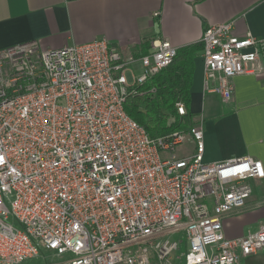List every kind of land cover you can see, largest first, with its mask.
<instances>
[{"label":"built area","instance_id":"obj_1","mask_svg":"<svg viewBox=\"0 0 264 264\" xmlns=\"http://www.w3.org/2000/svg\"><path fill=\"white\" fill-rule=\"evenodd\" d=\"M232 27L209 25L201 39L204 92L224 100L235 77L263 71L264 39L236 38ZM177 52L157 40L125 57L103 38L0 50V264L41 252L49 264H174L184 243L183 264H237L264 251V225L236 239L223 231L264 179L262 162L206 163L201 123L151 138L125 112ZM188 137L193 151L179 156Z\"/></svg>","mask_w":264,"mask_h":264},{"label":"crops","instance_id":"obj_2","mask_svg":"<svg viewBox=\"0 0 264 264\" xmlns=\"http://www.w3.org/2000/svg\"><path fill=\"white\" fill-rule=\"evenodd\" d=\"M230 21L234 37L264 39V0H0V50L25 43L61 49L103 38L125 57H140L157 40L178 50L201 44L207 26ZM201 54L193 61L189 113L192 125L202 124L204 161L251 157L264 166V58L262 73L235 77L232 97L224 100L204 92ZM184 145L192 153L189 137ZM252 187L246 207L223 220L228 239L264 225V179ZM43 256L49 264L50 255ZM39 257L24 264L43 263ZM237 264H264V251Z\"/></svg>","mask_w":264,"mask_h":264},{"label":"trees","instance_id":"obj_3","mask_svg":"<svg viewBox=\"0 0 264 264\" xmlns=\"http://www.w3.org/2000/svg\"><path fill=\"white\" fill-rule=\"evenodd\" d=\"M202 43L179 49L172 63L154 75L139 92L154 88V93L131 94L126 98L125 112L140 124L151 138L162 137L175 131H185L191 125L190 88L194 71V58ZM142 56V55H141ZM182 102L186 115L179 116L175 107Z\"/></svg>","mask_w":264,"mask_h":264},{"label":"rangeland","instance_id":"obj_4","mask_svg":"<svg viewBox=\"0 0 264 264\" xmlns=\"http://www.w3.org/2000/svg\"><path fill=\"white\" fill-rule=\"evenodd\" d=\"M132 57H134V56H132ZM134 58H136V57H134ZM132 70L134 71L135 75H140L141 71H143V69L140 67L139 63H134L132 65ZM126 79H127L128 82L131 81V77H130V73L129 72L126 73ZM190 150L191 149L189 148L188 145H184V146H181V147L177 148L176 152H177L178 155L186 156V155L190 154ZM183 249H184V247H183V245H181L180 250L176 253V255H174V257H173V263L174 264H183V255H184V252H185V249L184 250ZM43 254L44 253L41 252L39 258H40V260L43 259L41 261H43V263L45 264V261H44V257L45 256H43ZM48 259H50V258H48ZM40 263L43 264L42 262H40Z\"/></svg>","mask_w":264,"mask_h":264}]
</instances>
